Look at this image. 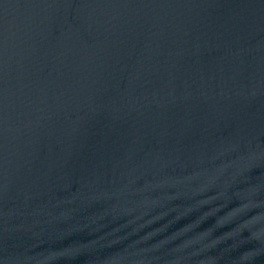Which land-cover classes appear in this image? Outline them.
<instances>
[{
  "label": "water",
  "instance_id": "obj_1",
  "mask_svg": "<svg viewBox=\"0 0 264 264\" xmlns=\"http://www.w3.org/2000/svg\"><path fill=\"white\" fill-rule=\"evenodd\" d=\"M0 264H264V0H0Z\"/></svg>",
  "mask_w": 264,
  "mask_h": 264
}]
</instances>
